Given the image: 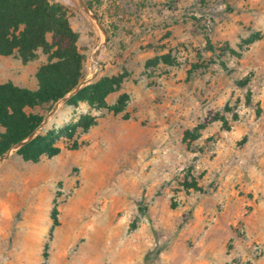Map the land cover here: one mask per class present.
<instances>
[{"label": "rangeland", "instance_id": "obj_1", "mask_svg": "<svg viewBox=\"0 0 264 264\" xmlns=\"http://www.w3.org/2000/svg\"><path fill=\"white\" fill-rule=\"evenodd\" d=\"M51 1L79 34L87 78L122 77L108 104L127 99L117 115L65 103L51 116L57 103L42 130L110 114L145 143L164 116L155 142L169 157L141 144L137 168L94 173L82 164L85 134L39 163L11 150L0 163V264H264V0H101L102 29L92 0ZM249 168L258 192L243 187Z\"/></svg>", "mask_w": 264, "mask_h": 264}, {"label": "trees", "instance_id": "obj_2", "mask_svg": "<svg viewBox=\"0 0 264 264\" xmlns=\"http://www.w3.org/2000/svg\"><path fill=\"white\" fill-rule=\"evenodd\" d=\"M100 1H87V5L102 24L95 10ZM39 51L46 61L36 73V88L0 84V157L35 133L52 107L88 77L87 57L65 7L51 0H0V57L14 56L25 65L34 61ZM123 81L120 76H99L73 94L66 105L78 108L87 104L92 110L120 114L126 107V95L121 94L113 106L108 99L120 93ZM96 124L91 113L82 114L75 123L41 130L17 153L26 162L39 163L43 157L59 155L62 142L77 150L83 145L79 138Z\"/></svg>", "mask_w": 264, "mask_h": 264}, {"label": "crops", "instance_id": "obj_3", "mask_svg": "<svg viewBox=\"0 0 264 264\" xmlns=\"http://www.w3.org/2000/svg\"><path fill=\"white\" fill-rule=\"evenodd\" d=\"M45 61L46 57L43 54L36 60L25 65L19 58L14 56L0 57V84L12 82L18 86L36 88V73ZM94 114L95 113H93V115ZM78 117H80L79 114L77 116V113H73L71 119H73V122H77ZM152 118L154 119V116H152ZM159 118L162 119V121L157 122L160 123V126L153 130L150 128L147 131L151 133L152 140L149 141V139H146L144 143V141H140V130L135 123L125 121L121 116L115 117L110 114L104 117H98L97 124L83 136L84 140L89 144L88 147L85 148L87 151H85L86 153L83 158V166H92L94 173H98V170H102L103 166H105L104 170L110 172V169L107 168L109 165L112 166L114 164L126 165L129 163L137 168L140 151L143 150V145L141 144H146V149L149 151H154L156 147L158 149L161 148L163 151L161 160H168L169 155L167 151L170 149L169 143L164 144V141H161L158 144L155 142V135L163 136L164 140L165 137L163 133L168 130L165 129L166 126L164 125L165 117L161 116ZM62 126H64V124ZM149 155L152 154L149 152ZM102 158H106L104 160L105 162ZM233 174L234 173L230 171V185H232L234 181ZM258 174L249 168V175H246V179L243 180V187H245L248 192L260 191L261 186L255 181L259 176ZM131 176L135 180H138L137 169L134 174L131 173ZM230 193H233L231 186Z\"/></svg>", "mask_w": 264, "mask_h": 264}, {"label": "water", "instance_id": "obj_4", "mask_svg": "<svg viewBox=\"0 0 264 264\" xmlns=\"http://www.w3.org/2000/svg\"><path fill=\"white\" fill-rule=\"evenodd\" d=\"M82 1V0H81ZM83 3V2H82ZM83 6L85 7V4L83 3ZM90 15H91V17H92V19L94 20V22L102 29V25H101V23L99 22V20L97 19V17H95L94 15H92L91 13H90ZM105 43H107V38H106V40H105ZM105 43L104 44H102L101 46H100V48L97 50V52H96V54H95V56H94V60L96 61V63L98 64V65H100V66H102L101 65V63L98 61V59H97V54L99 53V51L105 46ZM98 75V74H97ZM97 75H95L94 77H92V78H87L86 79V81L84 82V83H82L73 93H71L70 95H68L66 98H64L63 100H61L60 102H59V104L58 105H56V107L54 108V110L52 111V113H51V116L57 111V108L60 106V105H62V104H65L67 101H68V99L73 95V94H75L79 89H81L83 86H85V85H88V84H90L91 82H92V80L97 76ZM46 123H47V120L46 121H44L43 122V124L39 127V129L35 132V133H33L27 140H25V141H23V142H21V143H19V144H17V145H15L11 150H15V151H18V150H20L25 144H27L29 141H31L32 139H34L39 133H40V131L44 128V126L46 125ZM11 150H9L6 154H4L3 156H1V158H0V163L1 162H3L4 160H6L8 157H9V155H10V152H11Z\"/></svg>", "mask_w": 264, "mask_h": 264}]
</instances>
